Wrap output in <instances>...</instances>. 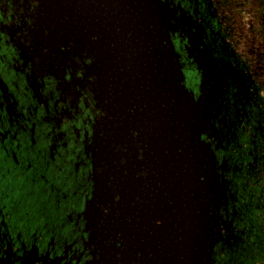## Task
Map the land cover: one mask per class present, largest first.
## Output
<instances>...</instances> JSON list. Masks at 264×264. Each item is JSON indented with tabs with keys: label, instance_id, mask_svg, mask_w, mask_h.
I'll list each match as a JSON object with an SVG mask.
<instances>
[{
	"label": "flooded vegetation",
	"instance_id": "flooded-vegetation-1",
	"mask_svg": "<svg viewBox=\"0 0 264 264\" xmlns=\"http://www.w3.org/2000/svg\"><path fill=\"white\" fill-rule=\"evenodd\" d=\"M0 264H264V0H0Z\"/></svg>",
	"mask_w": 264,
	"mask_h": 264
}]
</instances>
